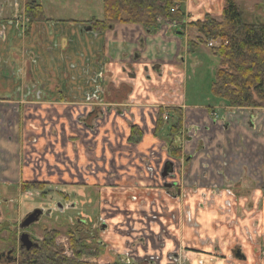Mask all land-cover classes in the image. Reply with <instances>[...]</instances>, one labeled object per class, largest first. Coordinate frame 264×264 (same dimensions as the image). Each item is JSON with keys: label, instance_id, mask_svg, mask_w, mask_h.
I'll return each mask as SVG.
<instances>
[{"label": "crops", "instance_id": "obj_1", "mask_svg": "<svg viewBox=\"0 0 264 264\" xmlns=\"http://www.w3.org/2000/svg\"><path fill=\"white\" fill-rule=\"evenodd\" d=\"M27 1L13 0L9 10V0L5 4L0 0V183L9 184L10 177L14 176L20 190L22 182L42 177L40 170L35 171L32 164L25 163L26 154L34 148L43 151L56 146L59 154L65 151V146L70 149L76 144L82 150L79 154L85 153L78 132L73 136L60 132L61 123L72 120L71 114H76L71 111L84 108L96 124L101 123L97 129L98 143H95L98 149L90 155L105 154L109 161L116 160L112 172L105 177L94 175L92 185L80 188L84 193L91 188L97 194L101 190L100 194L104 195L103 213H110L108 219L102 217L107 225L105 230L107 227L110 230L106 244L117 249L114 253L107 250V259L155 257L157 264H172L169 256L174 255L179 264H264L259 252L261 249L264 255V200L260 203L256 200L254 209L253 202L250 205L249 201L247 204L240 200L239 208H251V218H247L236 216L232 209L228 212L224 202L231 203L232 199L223 194L229 188L226 186L229 178L239 191L252 188L256 198L263 197L264 109H245L240 114L239 109L225 110L216 102L205 106L186 104L192 95L189 83L200 82V64L206 65V61L211 64L212 60L217 65L214 72L219 64L213 60L211 47L199 45L195 53H189L188 42H197L200 36L190 24L204 21L207 16L221 21L227 0H186L184 21L178 25L164 24L155 33L139 26L117 25L106 34L82 31L84 26L89 27L91 20L104 19L103 0H37L43 6L46 22L32 25L24 11ZM61 1L68 4V8L63 7L65 16L56 18L52 13L47 14V5H58ZM236 3L244 11V18L251 16L252 23H264V0H236ZM197 56L200 64L197 59L190 60ZM96 77L103 91L99 92L104 93L103 105L85 99L96 91L93 88L98 83ZM114 98L120 102H114ZM160 108H180L184 113L183 131L191 128L198 132L190 142L186 137L175 141L174 146L182 150L178 186L154 201L145 189L130 188L143 179L142 167L140 174L134 171L132 176L128 174L131 165L139 167L138 162L148 165L146 157L150 158L156 150L159 156L170 157L169 143L155 138L151 124V117ZM236 116L243 119V125H237ZM134 125L143 132L139 144L129 142ZM242 126L249 134L257 135L254 156L251 145L244 155L237 157L242 147V142L237 141L238 134L245 132L244 129L240 132ZM209 128L207 136L212 137L209 143L214 147L206 146L207 138L199 135ZM66 135L67 144L63 142L61 146L59 141ZM187 156L191 157L189 161L185 160ZM243 156L246 158L236 171V164ZM209 157H215L216 161L207 167ZM47 161H53L54 165L51 157ZM204 168L210 170L207 178L203 177ZM63 176H68L67 172ZM144 181L149 182L147 176ZM184 186H193V195L184 197L182 202L169 203L171 197L180 198ZM214 190H220L222 196H212ZM139 194L151 199V204L142 205L147 215L140 218L132 215L138 207L133 197ZM204 194L208 195L206 199ZM125 201L127 204L123 205ZM237 203L231 206H238ZM149 207L156 210L151 220ZM185 211L188 214H183ZM148 220L151 224L146 227ZM133 227L137 233L144 231L145 234L132 233L127 237ZM129 248L133 249V255L126 253L130 252ZM237 250L242 251L245 259L233 255Z\"/></svg>", "mask_w": 264, "mask_h": 264}, {"label": "rangeland", "instance_id": "obj_2", "mask_svg": "<svg viewBox=\"0 0 264 264\" xmlns=\"http://www.w3.org/2000/svg\"><path fill=\"white\" fill-rule=\"evenodd\" d=\"M5 1L6 0H2V4H5L4 3ZM30 1H34V0H28L27 3ZM38 1H41V0H38ZM9 2L10 3L7 6L9 7V10H10L11 5H13V0H9ZM67 5H68L67 3L65 4V3H63V1H61L60 4H58V5H54V6L47 5V7H45V10H46L47 14L52 13L56 16V18H62L63 16H65L64 10L66 9L63 7L68 8ZM244 20L247 23H252V17L251 16L245 17ZM69 22H71V21H69ZM207 47H209V46H207ZM211 55H212V53H211ZM212 58H213V56H212ZM191 59H197L198 64H200L199 56H197V58L196 57H190V60ZM213 60H215V62L218 64V62H219L218 58H213ZM200 65L202 68V69H200V68L198 69L199 76H200V82H190L189 83L192 95H190L186 101V104H188V105L193 104V105H198V106H205V105H208L210 103L216 102V99L211 94L210 86L214 80V77H215L214 68L217 65H215L212 62V60H211V64H209V62L206 61V65H203V64H200ZM189 71H190V74H193L191 66L189 68ZM96 76H97V74H96ZM98 77H96V80L98 81V83H96V85L93 87L96 91L91 93V96L86 97L85 99L88 100L89 102H96L100 105V104H102L101 99L104 100V93L102 94L99 92L102 90H101V82L99 81ZM86 78H88V77L86 76ZM196 84H200V85H196ZM72 100L73 99H70V101H72ZM104 109H105V107H104ZM93 111L95 112V110H93ZM152 111H153L152 109H149V112L152 113ZM71 113H76V114L75 115L71 114L70 117L73 118L72 120H69V121L67 120L66 123H61L60 126L63 127V129H61L60 132L64 131V132H66V134L68 133V135H70V136L76 135L78 132L80 135V138L83 139L82 143H84L83 147H85V150H86L85 153L79 154L80 152H82V150L80 148H78V146L75 144V145H71L70 149H69V147L65 146V151L60 152L59 154H57L56 146H53V147L49 146V147L45 148L43 151L42 150L36 151L35 150L36 148H34V151L32 150L33 152L29 151L26 154L27 160L25 163L27 165L32 164V168L35 171L40 170L42 172V177L37 176L36 178H38V179H36V180L38 182L47 183V185L49 186L48 187L49 193H47V196L43 199L40 197V194H37L35 192H30L27 194H21L19 187H18V184L14 183L15 177L11 176L10 173L8 174V176H11L10 177V183L9 184L2 183V185L0 187V199H1L0 200V223H3V222L8 223V225H11V230H12V233L8 230V229H10V226H9L7 228V230L3 231V233L0 235L2 237V239H0V264H11V263L6 262V260H9V257H11L10 259L15 258V260L17 261L16 264L20 263L21 257L23 255V253L25 252V249L22 248L21 243H20V236L22 234V232L20 231V228H21V225L23 223V219H24L25 215L30 211H34L38 208H40V209L42 208L45 210L44 216L41 217L37 222H35L31 226H29L30 232H28V234H30V238L33 237L36 240L40 241L44 238L43 237L44 236L43 235L44 230H46V229H57L61 233V235L57 241H58V243H61L62 245H64L66 248L69 247L68 246V235H67V233L69 231L80 232L77 225L78 224L80 225L82 223H77L76 217H80L81 220H86L87 228H89V230L93 231L95 229V224H98L99 221L102 220V217L104 219H108V217L110 216V213H108L107 215H105L103 213L104 212L103 210L105 209L106 206L103 205V202H102L103 200L101 199V198H104V195L100 194L101 190H99V194H97L96 192L93 191V188H91L92 186H90L91 190L90 191L85 190V193H84L80 190V188L92 185V183L94 182V179H92V176H94V175H104V177L106 175H108L110 173V171H113V166H114L113 161L116 162V160L114 158V159H111L109 161L108 156H106L105 154H100V156L95 155V154L90 155L92 152L96 153V150L98 149L97 145L95 143H98L97 129L99 130L101 123L96 125V122L93 121V117L90 115L91 113H88L87 111H85L84 108H80L79 110L77 108V110L75 112L71 111ZM223 114H224V112L222 111L221 115H223ZM236 115H238V114H236ZM236 117H237V125L239 126L240 121H242L241 120L242 118L240 117L241 119H238V116H236ZM245 118H246V116L244 115L243 119H245ZM141 125H143V124H141ZM242 127L243 128H240V132L242 131L241 129H244L245 132H241V135L238 134L239 137L237 138V141L242 142V147L240 148L241 153L238 154L237 157L244 155L245 152L248 151V148L251 145H252V156H254L253 153L256 154V151H255L256 147L253 144L255 141V137L257 135L254 134L253 132H252V134H249V131H246V128L244 126H242ZM145 129L148 130V127L146 126ZM209 131H210V128L207 131L202 130L199 135L202 136L203 138H207V139H205L206 146L214 147V145H212V143H209V141L212 138L211 136H207L208 135L207 132H209ZM197 132H198V130H197ZM54 134H56V132H54ZM194 136H195V134L193 135V138H194ZM236 136H237V134H236ZM184 137H186V136L184 135ZM168 138L169 137L167 136V131L165 130L160 134V136L157 138V140L161 141V142H165V143L168 142L169 143ZM230 138H232V136H230ZM68 139H69V137L66 135V137H64V140L61 139V141H59V144H61V146L63 145V142L65 144H67ZM196 140H197V138H195V141ZM186 142H188V141H186ZM158 143H160V142H158ZM201 150L202 149H200L199 151H201ZM103 151H104V153L106 152L105 150H103ZM257 154H258V152H257ZM259 154H261V153H259ZM47 157H51V159L54 160V165H52L53 161L51 163L49 161H47ZM95 157H96V160L94 159ZM245 158H246V156H243L242 159L239 161V163L236 164V167H237L235 169L236 171H238L237 169H239L238 168V167H240L239 165H241L242 161H244ZM146 159H147L148 165L145 162H143L144 164L143 163L139 164V162H138L137 165L139 167H137L136 165H134V166L131 165L132 169L129 170L128 175L132 176V174H131L132 171H134L136 173V175L140 174L141 173L140 167H142V169H143L142 172L145 175H144L143 179L136 182L130 188L145 189L146 191H148L149 195H153V199H154V201H156L157 197L160 198L163 195H165L167 192L164 191L161 184L159 185V183H153L152 181H150V179H149L150 174H152L153 172L157 173L158 169L149 170V167H151L152 169H155L157 164L162 165L163 164L162 162L167 158L166 157L163 158V155L159 156V151L156 150L155 152L150 154V158L146 157ZM197 159H199V158H197ZM42 169H44V170H42ZM105 171H107V174L105 173ZM41 172H40V174H41ZM64 172H67L68 176H63ZM160 173H161V171L159 170L158 175L154 178H157L159 175H161ZM73 174L75 176H73ZM146 176H147L149 182L144 181V178ZM75 177H76V179H74ZM30 180L35 181L33 179H30ZM226 180H228L229 183L232 182L231 180H229V178H227ZM74 181H76L75 184H73V185L69 184V183H73ZM129 183L131 184L130 181H129ZM64 187H66V188H64ZM192 187L193 186H188V187L184 186L180 190V198L178 199V197H171V198H169L170 200H168L169 203L173 204L172 201L179 203L181 200L184 199V197H185V199L188 198L189 194L193 195L194 189ZM64 189L67 191L65 192ZM159 189H160V191H158ZM248 189H250V193L246 192V191H239V189H237L238 190L237 193H238V196L242 197L241 199L244 200L247 204H249V202H250V205H252V202H253V205L251 206V208L254 209L255 201L257 200L258 203L263 202L264 194H262V196H263L262 198H256V196H257L256 193H254L252 195V188H248ZM91 191H93V192H91ZM224 191H225V193H223V194H226L227 196L230 197L229 199H232L231 203L227 202V201L224 202L226 205L225 208L228 209L227 211L231 212L232 210H234L236 216H243V217L245 216L247 218L248 217L251 218V214H250L251 208L248 207V209H245L244 206H242V208H239V205H240L239 202L241 199H236V200H238L237 201L238 206L236 205L235 207L234 206L232 207L231 206L232 203H233V205H235L234 196L228 195L226 192L227 189H225ZM59 193H64L66 196L68 195L69 201H67ZM94 195L96 197L98 195L99 196L96 198ZM177 195H178V192H177ZM244 195H246V196H244ZM140 197L143 198L141 201H139ZM205 197L207 198L208 195L205 194ZM245 197H247V198H245ZM206 198H204V199H206ZM133 199L138 201V207H137V210L135 209L132 211V212H134V214L132 213V215H136L139 218L143 215L146 216L147 211L144 208H142V205L146 204L148 202H150V204H151V199L149 197H147L146 195L144 196L142 194H139L138 196H134ZM161 200H163V198ZM225 200H226V197H225ZM247 201H249V202H247ZM141 202H143V203H141ZM210 202H211V200H210ZM122 204L123 205L127 204V201H125ZM211 204H212V202H211ZM59 205L63 206L64 208L60 209ZM241 205H243V204L241 203ZM149 208H150V211H149L150 212L149 213L150 218L149 219L151 220L153 217L156 216V210L152 209V207H149ZM253 209H252V216L254 217V215H253L254 210ZM187 210H189V209H187ZM114 212H116V211L114 210L113 213ZM259 212H261V211H259ZM262 212H264V211L262 210ZM164 213H166V211H164ZM183 214H188V212L185 211ZM128 221H127V223H129ZM148 223H150L149 220L146 221V223H145L146 227H148V225H147ZM191 223L195 224L194 222H191ZM97 229H98V232L93 231V235L95 237V240H98L99 235H100L99 240L101 242H103V245H104V246H101V248H100V256L101 255L105 256L107 250H108V252H110V251L113 252V250H115L113 248V246H109L106 244V238L108 237V240H110V230L108 227H107V230H102L101 226H99V228L97 226ZM108 230H109V232L107 234H105ZM117 230H119V229H117ZM136 230L137 229L134 228V230L132 232L126 234L127 237L130 236L132 233H135L137 235H144L145 234L144 231H142V233L141 232L137 233ZM13 233H14V235H13ZM25 233H27V232H25ZM9 234H11L12 237H15L17 239L15 245H13L11 243L12 239L9 238ZM106 235H107V237H106ZM132 250L133 249L129 248L128 251H130V252H126V253H129V254L131 253V255H133L134 251H132ZM9 252H12V253H9ZM26 252H29V251H26ZM148 254H152V253H148ZM262 257H263V255H262ZM117 258L118 257H115L113 259V261H111V259H107L106 256L102 257V258H88L87 257L86 260L90 263H96V264H114L116 262L115 260ZM192 259H194V256L192 257ZM171 262L174 263V261H171Z\"/></svg>", "mask_w": 264, "mask_h": 264}, {"label": "trees", "instance_id": "obj_3", "mask_svg": "<svg viewBox=\"0 0 264 264\" xmlns=\"http://www.w3.org/2000/svg\"><path fill=\"white\" fill-rule=\"evenodd\" d=\"M185 3L186 0H103L104 19H93L89 24L94 32L100 34H106L117 25L139 26L155 33L164 24H181L184 21ZM24 11L31 25L46 22L43 6L37 0L28 2ZM190 26L195 27L200 34L197 42H188L190 54L195 53L199 45L208 46L211 41L219 43L210 48L212 55L219 60L210 90L216 102L225 110L264 109V23H247L244 11L236 0H227L221 21L207 16L204 21L193 22ZM113 100L120 102L116 98ZM165 112L170 114L168 124H165ZM183 129L184 113L180 108L158 110L154 136L158 138L167 130L169 154L174 159L182 156L181 148L175 147L174 143L180 139ZM130 131L129 142L141 143L142 130L134 125ZM48 187L44 182L24 181L20 185V192H35L44 199L49 193ZM59 194L69 201L68 195ZM5 223H0V235L9 226L8 230L12 233L11 225ZM77 227L81 226L78 224ZM43 235L42 240H37L38 247L29 252L25 250L19 264H96L85 258L100 257L99 238L88 240L83 232L69 231V247L66 248L57 241L61 235L59 230L46 229ZM9 238L15 245L17 239L11 234ZM68 251L71 256L67 255ZM114 264L133 263L116 261Z\"/></svg>", "mask_w": 264, "mask_h": 264}, {"label": "flooded vegetation", "instance_id": "obj_4", "mask_svg": "<svg viewBox=\"0 0 264 264\" xmlns=\"http://www.w3.org/2000/svg\"><path fill=\"white\" fill-rule=\"evenodd\" d=\"M9 4V3H8ZM7 4V5H8ZM21 20H22V16H18ZM27 18V17H26ZM27 20H28V18H27ZM89 27H91V25L89 24ZM86 28H88L87 26H84V29L82 30V31H85L86 30ZM240 110V112H241V114H243V111L245 112V109L242 111L241 109H239ZM252 110V109H251ZM259 110H261V109H259ZM157 113H158V111H156V114H154L152 117H151V124L154 126V134H155V127H156V118H157ZM165 113H167L168 114V116H167V119H165L164 118V120H165V124H168V122H167V120H169V117H170V114H169V112H165ZM165 116V115H164ZM242 121H243V119H241ZM242 121H240V123L242 124ZM99 123H97L96 125H98ZM243 125V124H242ZM249 128H251V127H249ZM167 131V130H166ZM248 131V130H247ZM196 132H197V130H192L191 128H190V130H184L183 132H182V135H181V137L180 138H183L184 137V135L186 136V138H187V140H189V141H191L192 139H194L193 138V135L195 134V136H196ZM187 134V135H186ZM192 134V135H191ZM194 136V137H195ZM203 147H204V144H203ZM168 153H169V151H168ZM170 155V154H169ZM188 159H185V160H190V156L189 157H187ZM209 164L207 165V167L208 166H211L212 164H213V162L214 161H216V158L215 157H209ZM172 162V164H171V162ZM168 162H170V163H168ZM163 164L162 165H159V164H157V166H156V168L155 169H152L151 167H149V170H156V169H158V172H159V170L161 171V175H159L157 178H154V177H156L157 175H158V172L157 173H155V172H153L152 174H150V177H149V179H150V181H152L153 183H159V185L161 184V186H162V188L164 189V191H166V192H169V189H171V188H177V186H178V178H179V176H180V174H181V171H180V165H181V162L179 161V159H174L173 157H169V159H167V160H164L163 162H162ZM167 164V165H165L164 166V164ZM204 166V165H203ZM205 167V166H204ZM244 168H247V167H244ZM174 170V171H173ZM173 171V173L175 174V177L174 178H170L169 176L167 177V178H165V179H163L162 178V175L164 174H166V175H168V173H171ZM210 171V170H209ZM208 170H206V168H204V171H203V177H205V178H207L209 175H210V172H209ZM110 172H112V171H110ZM208 172H209V174H208ZM116 177V176H115ZM227 181V183H226V186L227 187H229V188H227V194L228 195H232V196H234V199H235V202L237 203V201L238 200H236V199H241L242 197H239L238 196V190L237 189H239L238 187H236L234 184H236V183H229L228 182V180H226ZM36 182H38V181H36ZM237 183H239V184H241V182L239 181V182H237ZM165 184H167L168 185V187L167 188H165L164 187V185ZM172 184H175L174 186H172ZM225 190V189H224ZM178 191V190H177ZM246 192H249L250 193V189H248V188H246ZM21 193V192H20ZM30 193V192H29ZM24 194H27V193H24ZM254 194V192H253V189H252V195ZM211 195L212 196H216V195H222V192L220 191V190H214V191H212L211 192ZM244 196H246V195H244ZM203 198H206L205 197V194L203 195ZM245 198H247V197H245ZM36 210H42L43 211V214H42V216L41 217H43L44 216V213H45V210L44 209H40V208H38V209H36ZM35 211V210H34ZM34 211H30V212H28L26 215H25V217H24V219H23V221L25 220V219H27V217L28 216H30ZM64 211V210H63ZM40 217V218H41ZM76 219H77V223H82V224H80V228H79V231L80 232H83L85 235L84 236H86L87 238H88V240H95V237H94V235H93V231L95 232V231H97L98 232V229H97V226H98V228H99V226H101V228H102V225L105 223L104 221H102V220H100L99 221V223L98 224H95V229L93 230V231H91V230H89V228H87V226H86V220H81L80 219V217H76ZM107 226V225H106ZM29 228L30 227H26V228H20V231L22 232V233H24V232H30V230H29ZM31 239H32V241L34 242V243H37V240L35 239V238H33V237H31ZM99 239H100V235H99ZM143 240V239H142ZM99 245H100V247L101 246H104L103 245V242H101L100 240H99ZM259 252H260V258H261V260L262 259H264V255H263V253L261 252V249L259 250ZM9 253H12V252H9ZM233 255L236 257V258H242V259H245V256H243V253H242V251H240V250H237V251H235L234 253H233ZM262 255H263V257H262ZM11 257H9V260H6V262H8V263H11V264H16V260H15V258L14 259H10ZM175 256L174 255H170L169 256V259H170V261H174V263H172V264H179V259H178V257H177V259H178V261L177 262H175ZM233 258V257H232ZM124 259H126V260H124ZM85 260H86V258H85ZM117 261H124V262H127V263H133V264H157V260H156V258L155 257H152V258H150V257H145V258H137V257H134V256H132L131 258L130 257H127V256H125V257H119V258H117Z\"/></svg>", "mask_w": 264, "mask_h": 264}, {"label": "water", "instance_id": "obj_5", "mask_svg": "<svg viewBox=\"0 0 264 264\" xmlns=\"http://www.w3.org/2000/svg\"><path fill=\"white\" fill-rule=\"evenodd\" d=\"M85 31H87V32H94V30H93L92 27L86 28ZM170 162H168V163H170ZM171 164H172V162H171ZM165 165H167V164L165 163L164 166ZM173 171L171 173H168V175H166V174L164 175L163 174L162 175V178L165 179L168 176L170 178H174L175 177V174L173 173ZM174 185L175 184H172V186H174ZM164 187L167 188L168 185L165 184ZM59 208L60 209H63L64 207L61 206V205H59ZM42 214H43V211L42 210H35L30 216L27 217V219H25L23 221V223L21 225V228H26V227L31 226L32 224H34L35 222H37L40 219V217L42 216ZM101 229L102 230H105L106 229V224L105 223L102 225V228ZM20 243H21L22 248H24L26 251H30L32 248L38 247V244L34 243L32 241V239L30 238V234L25 233V232L22 233L21 236H20ZM177 261H178V259L175 258V262H177Z\"/></svg>", "mask_w": 264, "mask_h": 264}, {"label": "built area", "instance_id": "obj_6", "mask_svg": "<svg viewBox=\"0 0 264 264\" xmlns=\"http://www.w3.org/2000/svg\"><path fill=\"white\" fill-rule=\"evenodd\" d=\"M217 45H218V42H214V41H211V42H209V44H208L209 47H214V46H217ZM167 116H168V114L165 113L164 118L167 119ZM67 255H68V256H71V253L68 251V252H67Z\"/></svg>", "mask_w": 264, "mask_h": 264}]
</instances>
